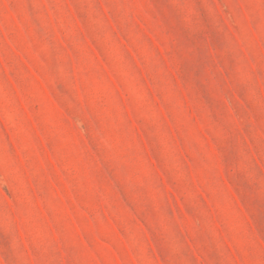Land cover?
Here are the masks:
<instances>
[{
    "label": "rangeland",
    "instance_id": "rangeland-1",
    "mask_svg": "<svg viewBox=\"0 0 264 264\" xmlns=\"http://www.w3.org/2000/svg\"><path fill=\"white\" fill-rule=\"evenodd\" d=\"M0 264H264V0H0Z\"/></svg>",
    "mask_w": 264,
    "mask_h": 264
}]
</instances>
